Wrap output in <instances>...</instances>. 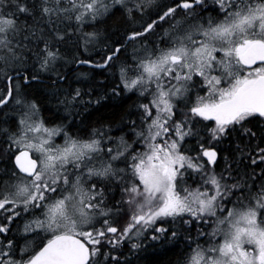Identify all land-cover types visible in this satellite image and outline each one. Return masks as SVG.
Returning a JSON list of instances; mask_svg holds the SVG:
<instances>
[{
    "label": "snow or ice",
    "instance_id": "snow-or-ice-1",
    "mask_svg": "<svg viewBox=\"0 0 264 264\" xmlns=\"http://www.w3.org/2000/svg\"><path fill=\"white\" fill-rule=\"evenodd\" d=\"M157 245L264 264V0H0V264Z\"/></svg>",
    "mask_w": 264,
    "mask_h": 264
},
{
    "label": "trees",
    "instance_id": "trees-1",
    "mask_svg": "<svg viewBox=\"0 0 264 264\" xmlns=\"http://www.w3.org/2000/svg\"><path fill=\"white\" fill-rule=\"evenodd\" d=\"M133 99H135V97H133ZM130 103L131 101H128L126 104L123 105L122 108H112L111 110L102 109L101 114L104 117H111L114 114H118L122 112L124 109L128 107V104ZM43 115L49 116L50 113L48 111H44ZM181 246L157 245L155 249L150 248L148 253L146 254V258L141 262V264H175L179 256Z\"/></svg>",
    "mask_w": 264,
    "mask_h": 264
},
{
    "label": "rangeland",
    "instance_id": "rangeland-1",
    "mask_svg": "<svg viewBox=\"0 0 264 264\" xmlns=\"http://www.w3.org/2000/svg\"><path fill=\"white\" fill-rule=\"evenodd\" d=\"M129 52H131V48L129 47V50H128Z\"/></svg>",
    "mask_w": 264,
    "mask_h": 264
},
{
    "label": "flooded vegetation",
    "instance_id": "flooded-vegetation-1",
    "mask_svg": "<svg viewBox=\"0 0 264 264\" xmlns=\"http://www.w3.org/2000/svg\"><path fill=\"white\" fill-rule=\"evenodd\" d=\"M165 27H166V25H165ZM159 31V30H158ZM129 50V49H128Z\"/></svg>",
    "mask_w": 264,
    "mask_h": 264
}]
</instances>
